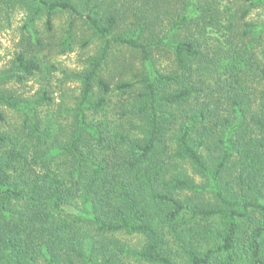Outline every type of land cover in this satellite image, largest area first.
Here are the masks:
<instances>
[{
	"label": "trees",
	"instance_id": "obj_1",
	"mask_svg": "<svg viewBox=\"0 0 264 264\" xmlns=\"http://www.w3.org/2000/svg\"><path fill=\"white\" fill-rule=\"evenodd\" d=\"M16 11L0 264H264V0H0V29ZM79 26L97 49L58 104L50 57L89 45Z\"/></svg>",
	"mask_w": 264,
	"mask_h": 264
},
{
	"label": "rangeland",
	"instance_id": "obj_2",
	"mask_svg": "<svg viewBox=\"0 0 264 264\" xmlns=\"http://www.w3.org/2000/svg\"><path fill=\"white\" fill-rule=\"evenodd\" d=\"M24 17L25 14L23 12L16 11V13L12 17L11 23L7 25L5 29H0V71L7 67L10 60L18 50V44L21 40L20 28L23 24ZM66 21V17H59L55 21V26L57 29L56 37H58V39L63 33ZM77 31L79 37H83L84 35V39L90 41L87 47L82 48L80 45H78L73 53L67 55H59L58 53H53L50 57V60L56 65L58 71H56L53 76H51L48 86L49 90L53 92V95L58 104H60V98L64 92L72 95H77L79 93V84L73 81H69L66 72H81L85 68V61L88 58L93 57L97 49V42L94 41L91 36L83 32L82 27L79 26V29ZM120 51L124 54V57L120 55ZM120 51H117L115 53L117 57H119L121 60L131 62L133 64L132 70H136L138 65H140L138 56L133 54V52H131L130 50L122 49ZM160 59L161 63L166 64V57H161ZM118 63H120L118 60L111 63L109 67V71L111 73L107 72L105 74L108 76L109 74L113 73L116 78L119 79L118 76L120 73L118 67L120 66V64ZM43 86L44 82L40 79H37L29 81L24 85H10L9 90L14 91L20 96L27 97L37 93ZM68 101L70 100L68 99Z\"/></svg>",
	"mask_w": 264,
	"mask_h": 264
}]
</instances>
